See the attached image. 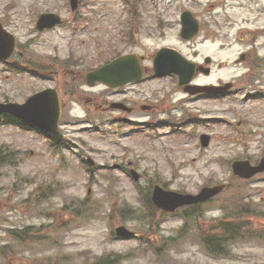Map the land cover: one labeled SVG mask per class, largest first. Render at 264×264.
I'll use <instances>...</instances> for the list:
<instances>
[{
	"label": "rangeland",
	"instance_id": "1",
	"mask_svg": "<svg viewBox=\"0 0 264 264\" xmlns=\"http://www.w3.org/2000/svg\"><path fill=\"white\" fill-rule=\"evenodd\" d=\"M154 1L155 5L152 0H132L128 9L123 0H78L72 11L69 0H0V21L15 36L17 44L8 61H0V101L22 102L45 83L55 84L9 70L12 61L15 65H31L40 73L54 71L64 82L68 69L61 66L62 62L65 67L83 72L133 52L144 57L146 73L151 75L153 53L167 46L191 59L202 61L211 56L215 62L212 72L199 81L235 82L234 88L240 91L219 100L189 98L174 77L146 75L144 82L131 87L130 99L150 105L149 109L138 107V118L162 119L173 115L178 119L177 108L172 113L164 110L180 102L187 111L210 122L214 120L208 117L223 118L233 124L241 119V132L234 133L229 123L202 124L199 129L212 137L209 145L202 148L182 130L168 126L155 130L144 127L143 133L128 137L79 131V127L87 126L81 119L88 116L103 122L115 110L108 111L107 104L102 109L104 113H97L96 101L108 99L103 86L97 85L89 92L76 78L81 85L80 96L64 95L67 102L62 117V122L76 124H62L60 131L73 138L70 143L77 152L55 156L43 135L0 125V264H90L97 260L98 264H105L106 257L115 259L106 264H264V241L245 237L222 241L219 248L228 257L208 256L194 225L197 223L204 234L212 232L216 236L224 234L229 223L238 226L243 235L264 230V171L246 180L239 179L231 169L237 159L256 163L264 157V101L239 100L243 91H264V62L258 58L264 54V47L259 46L263 38H257V56L253 52L248 62L231 64L244 48L236 42L235 30L263 24L264 15L256 17L249 13L251 2L244 0L245 7H241L238 0H227V9L233 16L228 17L236 23L229 27L228 20L222 17L224 3ZM184 9L190 10L201 25L190 39L179 35V15ZM42 12L58 13L65 23L38 31L35 20ZM131 28L129 37L127 30ZM249 59L255 67L246 75L244 64ZM74 98L80 102H73ZM146 132L155 136L149 137ZM78 153L95 161L91 181L78 163ZM128 160L141 174L137 187L142 188L143 198L137 197L136 185L129 176L101 166L112 165L113 161L127 164ZM222 182L226 184L225 190L192 209L195 213L188 225L182 226L185 221L179 214L171 215L174 212L163 217L157 214L155 219H160L156 230L145 223L154 212L150 194L156 183L195 193L203 185ZM111 204L112 224L114 219L123 221L129 229L139 232V241L110 237L112 227L104 217ZM189 209L182 207L179 212ZM16 231L23 234L21 242L14 237L18 235Z\"/></svg>",
	"mask_w": 264,
	"mask_h": 264
},
{
	"label": "water",
	"instance_id": "2",
	"mask_svg": "<svg viewBox=\"0 0 264 264\" xmlns=\"http://www.w3.org/2000/svg\"><path fill=\"white\" fill-rule=\"evenodd\" d=\"M188 15V13H187ZM57 19L52 15H42L39 20L38 27L52 26ZM182 35L184 37L191 36L190 22L186 14L182 15ZM13 46V38L11 35L5 33L0 25V57L5 58L11 51ZM154 71L156 75H162L170 72H176L180 76V83H187L192 76V67L190 63H186L185 59L175 50L162 48L154 55ZM141 69L135 55L128 54L120 56L108 64L100 66L93 71L86 74L88 83H94V80H99L111 86L124 84L129 80L140 78ZM209 89L208 86L202 87ZM10 112L13 115L20 116L25 120L32 121L42 127L50 130L56 127L59 118L58 98L51 94L50 90H44L30 96L25 103L16 104H0V112ZM205 143L207 138H205ZM234 169L241 176L248 177L257 171L264 170V158L257 166H251L248 162L238 161L233 164ZM223 185L214 187H205L198 195H182L175 192H163L160 188L156 187L153 200L156 204L166 209H174L177 205L182 203H190L198 200H204L213 194L219 192ZM169 200V201H168ZM124 232V231H122Z\"/></svg>",
	"mask_w": 264,
	"mask_h": 264
},
{
	"label": "flooded vegetation",
	"instance_id": "3",
	"mask_svg": "<svg viewBox=\"0 0 264 264\" xmlns=\"http://www.w3.org/2000/svg\"><path fill=\"white\" fill-rule=\"evenodd\" d=\"M215 1H216V3H222V4L224 3V5L222 7V17L223 18L224 17L227 18V16L233 17L231 14H229V11L227 9V6H230V4H226L227 0H224V2H223V0H215ZM238 1H239V5L241 7H245V3H244L245 1L244 0H238ZM246 1L250 2V0H246ZM249 13L255 15L256 17H260L261 15H264V4H258V3L252 4L251 3V5L249 6ZM230 20L233 22L234 18L230 19ZM259 36H261L263 38V41L259 42V46L264 47V23L257 25V26L255 25L252 30H243L241 32V37L243 39L249 40L250 41V47L252 48L251 51L246 52L243 56L246 62H248V56L252 55V53L255 51V48L257 45V38ZM250 63H251V61L249 59V64H247L246 67L249 69H253L255 67V65H253L252 63L250 64ZM72 77H75V76H72ZM132 86H133V84L127 85L121 89H115V90L109 89L106 92L108 99H104L101 102H99V108L105 109V107H103L104 103L111 104L114 101L120 102V103H123V105L120 106V110H117V113H116V115L113 116V118L114 119H125L128 117H132L133 115H135V111L138 109V107L139 106L142 107V104L137 103V100L130 99ZM111 111H113V110H111ZM149 112H151V111H149Z\"/></svg>",
	"mask_w": 264,
	"mask_h": 264
},
{
	"label": "trees",
	"instance_id": "4",
	"mask_svg": "<svg viewBox=\"0 0 264 264\" xmlns=\"http://www.w3.org/2000/svg\"><path fill=\"white\" fill-rule=\"evenodd\" d=\"M234 227H229L228 226V229H227V232H229L230 230H232Z\"/></svg>",
	"mask_w": 264,
	"mask_h": 264
}]
</instances>
